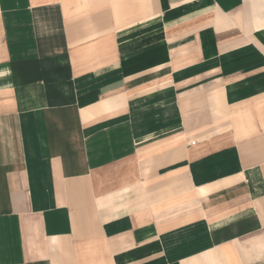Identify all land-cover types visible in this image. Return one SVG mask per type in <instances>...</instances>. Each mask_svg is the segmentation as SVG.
I'll list each match as a JSON object with an SVG mask.
<instances>
[{
	"label": "crops",
	"instance_id": "0c3cea01",
	"mask_svg": "<svg viewBox=\"0 0 264 264\" xmlns=\"http://www.w3.org/2000/svg\"><path fill=\"white\" fill-rule=\"evenodd\" d=\"M0 264H264V0H0Z\"/></svg>",
	"mask_w": 264,
	"mask_h": 264
}]
</instances>
